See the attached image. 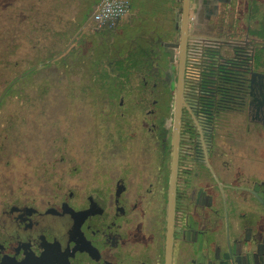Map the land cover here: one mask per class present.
I'll return each instance as SVG.
<instances>
[{
  "label": "flooded vegetation",
  "instance_id": "af4514ba",
  "mask_svg": "<svg viewBox=\"0 0 264 264\" xmlns=\"http://www.w3.org/2000/svg\"><path fill=\"white\" fill-rule=\"evenodd\" d=\"M125 18L84 27L107 41L125 34ZM239 23L189 36L171 264H186L190 241L201 252L202 202L251 201L264 216V40L252 34L261 23ZM179 34L149 41L153 85H98V100L74 86L69 116L57 117L54 180L0 196V264L167 263Z\"/></svg>",
  "mask_w": 264,
  "mask_h": 264
},
{
  "label": "rangeland",
  "instance_id": "374dc122",
  "mask_svg": "<svg viewBox=\"0 0 264 264\" xmlns=\"http://www.w3.org/2000/svg\"><path fill=\"white\" fill-rule=\"evenodd\" d=\"M39 1L37 3L36 0H0V60L5 62L0 64V196L6 195L12 187L20 191L31 192L32 188L41 182L49 183L52 182V179L54 180L52 176L54 167L59 163L53 160L60 158L55 157L58 138L57 117L60 113L65 117L69 116L66 111L70 106L69 103L76 100L74 86H87L90 91L88 96H92V100L99 99L96 96L100 89H98L94 78H91L93 73H97L92 68L93 59L105 57L106 47L109 49V55H106L109 62V58L114 60L127 50L140 51L144 49L145 52L149 51V41L152 39L165 43L173 36L169 26L157 23L156 20L160 13L151 11L149 7L143 5L139 10L132 8L130 16L128 15L130 21H124L119 26L125 33L123 36H116L106 41L101 37H93L92 32L83 27L77 36L75 35L76 37L72 38L71 36L63 44L46 45L49 38L42 36V44H45V47L50 46L49 48L38 53L27 47L22 53L15 55L9 48L13 36L8 33L14 22L22 24L23 20L19 19L20 15L24 14V21H27V15L31 13V9L34 11L39 8L40 11H44L40 17L41 22L46 23L49 21L48 19H51L45 11L53 7V4H50L53 2L51 0L47 3ZM60 2L61 0H54V7H59L58 10H61L58 4ZM74 6L73 9H76ZM258 17V15H254L253 22H259L262 26L259 29H252V34L264 40V21H260ZM27 22L22 26V28L25 27L24 31L28 29ZM52 23L56 29L61 27L58 22L52 21ZM237 24L241 25L239 22ZM221 32L224 33V30ZM84 38L90 41L86 42V45H83ZM24 40L27 42L26 39ZM107 42L110 43L109 46ZM257 47L256 67L264 66V62H261L264 58V41L258 42ZM47 50L55 52L54 59L50 62H57L58 67L43 68L39 66L38 72L26 73L28 67L38 60L37 58L47 56ZM74 50L76 51L70 64L59 63L61 58H67ZM77 56L78 58H76ZM165 56V53L162 54V57L157 60L158 64L155 65L156 73L160 75H163L168 67L167 61L164 62ZM14 62H17L16 66L13 65ZM126 64V61H118L117 67L120 66L121 70H116V72L124 76L135 74L132 70L126 69ZM123 66L124 68H122ZM153 66L154 64L150 65L151 71H154ZM107 72L109 70H104L102 73L107 74ZM23 73L26 74L21 76ZM166 74H168V70ZM16 77L19 78L15 80L13 90L10 92L9 86ZM122 82H124L123 79ZM122 82L119 85H123ZM131 82L133 84L128 85H140L138 78H133ZM119 85L105 88L110 92ZM110 93L112 94V92ZM161 93L162 99L168 100V88L163 87ZM63 148L66 147L63 146Z\"/></svg>",
  "mask_w": 264,
  "mask_h": 264
},
{
  "label": "crops",
  "instance_id": "0c3cea01",
  "mask_svg": "<svg viewBox=\"0 0 264 264\" xmlns=\"http://www.w3.org/2000/svg\"><path fill=\"white\" fill-rule=\"evenodd\" d=\"M91 1L94 9L90 19L93 18V14L100 5L101 0ZM130 1L132 3V8H135L136 10H139L143 5H146L151 11H157L160 13L156 20L157 23H163L166 26H169L173 35L179 32L183 12V0ZM255 13H259V20L264 21V0H193L191 4V20L189 24L190 36L192 38L216 36L214 31L210 32L209 30H211L210 28H214V26L221 21L224 23H233L234 21L240 22L241 20L244 19L245 21L246 19V21H251V23L255 24L252 15ZM219 14L225 15L218 17ZM129 16L123 20V23L124 21H130V18H128ZM192 28L193 30H191ZM207 205H211L207 200L200 204V214L202 218L205 215L204 213ZM237 205L239 207L236 209L235 206ZM214 206H216V208L218 207L220 211L217 225L219 232L212 234L214 239H211L210 243H202L200 249L201 252L198 256L188 255L186 258V264H219V260H217L218 246L220 244L226 245L227 243L225 227L226 212L224 204H214ZM227 216L230 224L231 246L234 249V253L240 252V249H238L236 244L237 239L247 238V240L250 241L244 253L248 255V261L241 264H264V216L254 213L253 203L251 201L244 203L239 201V204H237L235 200L227 205ZM238 224L244 225L245 233L241 234L238 232ZM207 230L208 227H205L202 242L207 237H210Z\"/></svg>",
  "mask_w": 264,
  "mask_h": 264
},
{
  "label": "trees",
  "instance_id": "16d2710c",
  "mask_svg": "<svg viewBox=\"0 0 264 264\" xmlns=\"http://www.w3.org/2000/svg\"><path fill=\"white\" fill-rule=\"evenodd\" d=\"M50 0H42V2L47 3ZM37 3H39V0H36ZM50 4H53V7H51L49 10H46L45 12L47 13L48 17L51 19H48L49 21L46 23L41 22L40 17L43 15L44 11H40V9H35L34 11L31 9V13L27 15V22L26 20L24 21V14H21L19 19H21V22L16 23L14 22L13 26L11 25L10 27V32L8 33L9 35L13 36V41L11 42L12 44L9 46V48L12 49V53L15 55H18L20 52L22 53L25 48L29 47L32 50L37 51L38 53L42 52L43 50L49 48L45 47L46 45H59L67 42L70 37L73 36L76 37L77 34L82 30V28L85 26V24L89 21L92 12H93V7H92V1L91 0H67V1H62L58 3L61 7V10H58V8L54 7V0H51ZM57 6V4L55 3ZM58 5V6H59ZM76 7H75V6ZM34 6V5H33ZM73 6L76 9H73ZM66 14V15H65ZM54 16V18H52ZM53 22H58V24H61V27L57 28L54 27L52 24ZM27 22L28 24V29L22 28L24 24ZM58 26V25H57ZM76 35V36H75ZM44 38H49L48 43L42 44L41 37ZM27 42H25V40ZM76 41V40H75ZM84 44L86 45V42H90L87 40V38H84ZM110 44L107 42V45ZM109 46V45H108ZM107 51L106 55H109V49L106 47L105 49ZM76 50L71 51L70 55L67 58H61L59 60V63H63V65L70 64L71 58L74 56ZM47 56L42 58L39 57L37 58L36 62L32 63L29 67L26 73L28 72H38V67L42 66L43 68L47 67H58L57 62H50L54 59V53L51 50H47ZM100 54V53H99ZM105 55L101 57H97L96 60L93 59L92 62L93 66L92 68L97 71V73H93L91 78H94V80L97 82L98 85L100 86H114V85H119L122 82V79L124 82L122 84L128 85V84H133L131 82L133 78H138L139 84L141 86L144 85H153L157 80L156 75L151 73L152 67L150 65L153 64V60L148 54V51L145 52V50H140L138 52L134 51H125L123 55L120 57L112 60L108 58ZM78 58V56L76 57ZM98 59V60H97ZM18 60V59H17ZM128 60V61H127ZM118 61L121 62H127L125 65L126 69L132 70L135 74L131 76H124L121 75L119 72H116V70H121L120 66L117 67ZM205 61V59H204ZM166 62V60H164ZM5 62L3 60H0V64H4ZM7 63V62H6ZM17 62H14L13 65L16 66ZM19 63V62H18ZM109 63V65H107ZM30 64V63H29ZM108 66V67H107ZM124 68V66L122 67ZM41 70V69H40ZM104 70H109V72L102 73ZM26 73H23L21 76H24ZM135 76V77H134ZM19 78L16 77L12 84L9 86L10 87V92L13 90V85L15 80ZM114 91V90H113ZM110 90V92H113Z\"/></svg>",
  "mask_w": 264,
  "mask_h": 264
},
{
  "label": "water",
  "instance_id": "95a60500",
  "mask_svg": "<svg viewBox=\"0 0 264 264\" xmlns=\"http://www.w3.org/2000/svg\"><path fill=\"white\" fill-rule=\"evenodd\" d=\"M193 0H183V12L180 26V39L177 44L178 47V71H177V83L175 91V105H174V131H173V162H172V188H171V203H170V218H169V249L167 254V263H172V238H173V229H174V214H175V191L177 185V174L179 168V157H180V139H181V125L183 117V107L185 103V76L187 70V58H188V41H189V23H190V14H191V4ZM118 23L122 22V19L117 21ZM171 55L174 58V51H171ZM239 204V201H235ZM225 206V205H224ZM239 206H235L237 209ZM216 208L214 205H207L205 209V215L203 216V224L205 227H208L207 233L210 234V237H207L203 240V244L210 243L212 234L218 233V218L220 217L219 208ZM225 227L227 233V243L226 245L220 244L218 246L217 260L219 264H241L248 261V255L244 254L246 247H248L249 240L247 238L237 239L236 244L240 252L234 253V249L231 246L230 240V224L227 216V209L225 206ZM192 217V216H191ZM210 225V226H209ZM238 232L243 234L245 233L244 225H237ZM189 255H194L197 249L194 248V241H190ZM201 251V250H200ZM217 264V263H213Z\"/></svg>",
  "mask_w": 264,
  "mask_h": 264
},
{
  "label": "built area",
  "instance_id": "2783aa9c",
  "mask_svg": "<svg viewBox=\"0 0 264 264\" xmlns=\"http://www.w3.org/2000/svg\"><path fill=\"white\" fill-rule=\"evenodd\" d=\"M132 3L130 0H101L93 18L99 24L116 26L119 19H123L130 14Z\"/></svg>",
  "mask_w": 264,
  "mask_h": 264
}]
</instances>
